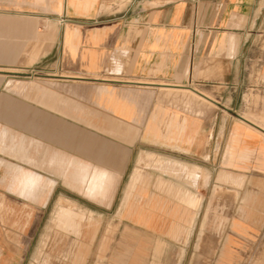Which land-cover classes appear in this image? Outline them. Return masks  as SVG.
<instances>
[{
	"label": "crops",
	"instance_id": "0c3cea01",
	"mask_svg": "<svg viewBox=\"0 0 264 264\" xmlns=\"http://www.w3.org/2000/svg\"><path fill=\"white\" fill-rule=\"evenodd\" d=\"M247 116L264 120V0H0V264H215L224 246L236 264L264 227ZM148 199L193 215L188 238L158 249L128 216ZM207 229L212 256L190 243Z\"/></svg>",
	"mask_w": 264,
	"mask_h": 264
},
{
	"label": "rangeland",
	"instance_id": "374dc122",
	"mask_svg": "<svg viewBox=\"0 0 264 264\" xmlns=\"http://www.w3.org/2000/svg\"><path fill=\"white\" fill-rule=\"evenodd\" d=\"M113 70H119V68L117 67V68H115ZM186 93H188V95H190L189 92H186ZM206 103H208V102H206ZM158 110H159V105H158ZM159 111H163V116L160 119V121L166 120V118L164 117V115H165V108H164V110H159ZM155 115L156 114L154 113V115L152 117L155 120H157V118H156ZM151 118H149L148 121ZM175 118L181 119L177 115H174L173 118H170V119H167V120H172V119H175ZM246 118H248L250 120H259V121L262 120L261 122L262 123L264 122L263 119H258V118L252 117V116H247ZM148 121H147V123H148ZM248 127L253 131L254 128H252L250 126H248ZM234 177H236V178H234ZM239 177L240 176L237 175V174H233V173H230V172L221 170V180H224L223 178H225V179H234V180L236 179V182L234 180H233V182L235 184L239 185L242 182V179H240L241 177L240 178ZM141 200H143V199H141ZM222 200H223V203L222 204L225 205L226 204V198L223 197ZM196 201H198V199ZM158 205H159V202H157L154 199H150V200L148 199L146 201H142L141 202V205L139 207L142 208L144 211L145 210H150L151 212L147 213V215H150L149 218L148 217L147 218H142L143 221H140L139 222L137 220V222H139L140 224H142L145 227H148V228L150 227V229L153 232L156 231L155 232L156 235H163L164 236V235L167 234L168 236L177 238V237H175V235L178 234L177 236L180 238L182 236V233L183 232H182V230L178 229L177 227H174L173 228V226H172V227H170L168 229L169 231L168 230H165L166 227H167L166 226L167 225V223H166L167 217L169 218L171 215H174V214H170V213L169 214H165V213H156V212H154V211H156L158 209L159 210H161V209L162 210H165V208L158 207ZM118 216H121V214H118ZM74 217L76 219L75 218H73V219H75L77 222L92 221V220L93 221H99L98 216H96V215H94L92 213H88L87 214L84 211H78V214L74 215ZM238 217H239L238 220L237 219H234V222H233V226L234 227L241 226V223H242L243 219L247 217L246 208H245V205L244 204H242L239 207ZM184 219L186 221L185 223H188V224L191 225L193 223V221H194V216L193 215H190L188 217H184ZM227 221H228L227 216H225V215H220V216L218 215L217 216V223H218L217 224V228L220 230L219 231L220 234L223 231V228H224V226H225V224H226ZM175 228H176V230H175ZM171 230L176 231V233L175 232H171ZM179 231H180V233H179ZM74 232H76L78 235H80V231L79 230H74ZM213 232H214V230L207 229V230H205L203 232V234H202V236L200 238H199V236H197L196 232H194V234L190 238V243L192 244L193 242H195L196 243L195 248H197V242L199 241L200 248L201 249H204V250H207V253L209 252L208 253L209 256H212L213 255L214 248L216 247V244H217L218 239H219V237L213 238V237L210 236ZM161 233H163V234H161ZM173 233H174V235H173ZM190 234H191V230H189L188 236ZM255 238H258L257 241L252 242L251 244L247 245L246 247H242L241 246L242 251H241L240 259H239V261L236 264H264V227H263V229L261 231V234L258 235V236H256ZM255 238H254V240H255ZM226 240L228 242H230L232 240V237L230 235H227ZM227 249H228V247L227 246H224V249H223L220 257L216 261L215 264H231L230 263V260H231L230 253L231 252H229ZM30 264H39V263L34 262V263H30ZM45 264H47V263H45ZM189 264H211V262H209V261L197 262L196 261V262H190Z\"/></svg>",
	"mask_w": 264,
	"mask_h": 264
},
{
	"label": "bare ground",
	"instance_id": "6f19581e",
	"mask_svg": "<svg viewBox=\"0 0 264 264\" xmlns=\"http://www.w3.org/2000/svg\"><path fill=\"white\" fill-rule=\"evenodd\" d=\"M164 84V83H163ZM166 87V86H165ZM167 87H172V88H181L182 90H184V91H186V92H189L190 94H192L193 93V90H191V89H189V88H186V87H183V85H182V87H174V86H167ZM187 87H189V86H187ZM167 90V89H166ZM178 90V89H177ZM163 91V90H162ZM170 91V90H169ZM180 91V90H179ZM177 93H179V92H177ZM201 93V92H200ZM175 94V93H174ZM174 94H173V96H174ZM194 94V93H193ZM202 94V93H201ZM177 95V94H176ZM196 95V94H195ZM181 96V95H180ZM199 97V96H198ZM178 98V97H177ZM209 99V98H208ZM206 101V100H205ZM244 118V117H243ZM244 120L246 121V125H248V126H250V127H252V128H254L255 130H257L258 132H261L263 135H264V122L262 123L261 121L262 120H250V119H248V118H244ZM166 158H169V157H166ZM160 159V158H159ZM157 168H159V167H157ZM234 178H236V177H234ZM240 178V177H239ZM174 179H176V178H174ZM223 179H225V178H223ZM241 179V178H240ZM232 180H234V179H232ZM186 181V180H185ZM185 181H183V182H185ZM235 182H236V179L234 180ZM166 183H167V181H166ZM165 183V184H166ZM170 184H171V182H170ZM161 186V185H160ZM166 186V185H165ZM173 186H177V185H175V183H174V185ZM190 186H192V185H190ZM171 187V186H170ZM170 187H167V188H170ZM183 187V186H182ZM161 188V187H160ZM163 188V187H162ZM179 188V187H178ZM175 190V189H174ZM169 192V191H168ZM171 192V191H170ZM172 193V192H171ZM175 193V192H174ZM173 194V193H172ZM176 194V193H175ZM178 194H180L179 192H178ZM177 194V195H178ZM169 195V194H168ZM171 195V194H170ZM177 195H175V197H179V196H177ZM173 196V195H172ZM187 196V195H186ZM170 197V196H169ZM182 197V196H181ZM180 199V198H179ZM182 199V198H181ZM196 200H197V198H195ZM193 197H188V198H185L184 200L186 201V202H188L189 204H191V205H196L197 204V201L195 200ZM127 200V199H126ZM173 200V199H172ZM199 201V200H198ZM200 203V202H199ZM185 204V203H184ZM140 205H141V202H140ZM126 206V205H125ZM199 206V205H198ZM197 206V207H198ZM138 211L136 212V213H130V214H128V216H130V217H132L133 219H135L136 221L138 220L139 222L140 221H143L142 220V218H149V216L150 215H147V213H149V212H151L150 210H143L142 208H140V207H138V209H137ZM177 211V210H176ZM182 211V210H181ZM197 211V210H196ZM178 217V220L176 221L175 219H173V217ZM78 217V216H77ZM81 217V216H80ZM170 221H169V223L166 225L167 227H166V229L165 230H168L170 227H172L173 226V228L174 227H177L178 229H180V230H182V234H185L186 233V235H185V238L187 239L188 238V234H189V230L187 229H185L186 228V226H185V219H184V217H182V215H171L170 216ZM147 221V220H146ZM150 221V220H149ZM161 221V220H160ZM144 223V222H143ZM147 223V222H146ZM162 223V222H161ZM167 223V222H166ZM149 224V223H148ZM152 224V223H151ZM156 224V223H155ZM147 225V224H146ZM151 226V225H150ZM150 228V227H149ZM157 228V227H156ZM165 228V227H164ZM156 230V229H155ZM164 230V229H163ZM175 230H176V228H175ZM169 231V230H168ZM156 232V231H155ZM166 232V231H165ZM171 232H175L176 233V231H173V230H171ZM170 232V233H171ZM164 233V232H163ZM163 233H161V234H163ZM179 233H180V231H179ZM167 235V234H166ZM172 235V234H171ZM173 235H174V233H173ZM178 235V234H177ZM177 235H175V237H177V238H179ZM165 238V237H164ZM156 239H157V241H158V244H159V248L158 249H160V245L162 244V243H164V239H163V235H156ZM168 242V241H167ZM187 242V241H186ZM169 243V242H168ZM182 249V248H181ZM180 259V258H179Z\"/></svg>",
	"mask_w": 264,
	"mask_h": 264
}]
</instances>
